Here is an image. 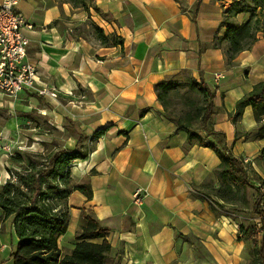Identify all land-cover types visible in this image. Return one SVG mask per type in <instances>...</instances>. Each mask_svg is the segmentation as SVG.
<instances>
[{
    "label": "crops",
    "instance_id": "1",
    "mask_svg": "<svg viewBox=\"0 0 264 264\" xmlns=\"http://www.w3.org/2000/svg\"><path fill=\"white\" fill-rule=\"evenodd\" d=\"M233 1L95 0L105 15L93 9L89 15L64 0H18L34 26L24 30L27 59L58 96L24 92L45 102L39 112L66 134L64 148L77 144L67 118L90 144L88 157L71 165L73 182L86 192L68 197V229L58 239L62 254L72 253L89 214L109 228V254L118 264H249L248 241L237 237L244 216L214 206L216 198L203 192L204 184L218 185V155L197 142L188 146L187 133L168 118L155 90L183 70L204 82L217 107L214 129L225 133L236 157L249 158L250 177L264 179V137L254 136L252 106L238 120L230 117L237 100L264 80L263 34L234 65L213 45L225 33L224 12ZM249 17L242 11L234 19L242 24ZM89 20L122 37L123 45L103 46L82 35ZM5 99L0 92V104ZM11 119L0 132L11 128ZM101 129L107 131L93 138ZM138 188L146 191L141 203L134 202ZM7 246L0 241V255L8 253L0 264H13L14 249Z\"/></svg>",
    "mask_w": 264,
    "mask_h": 264
},
{
    "label": "trees",
    "instance_id": "2",
    "mask_svg": "<svg viewBox=\"0 0 264 264\" xmlns=\"http://www.w3.org/2000/svg\"><path fill=\"white\" fill-rule=\"evenodd\" d=\"M70 2L74 8H81L89 15L91 9L96 13L105 15L96 5L95 0H64ZM249 11V19L242 24L235 21V16ZM95 37L103 46L123 45V38L115 33L106 34L104 30L93 21ZM222 25L226 27L225 33L214 39L213 45L222 47L225 52L228 65L235 64V57L243 50L249 49L258 39V32L264 37V0H234L224 12ZM225 45V46H224ZM178 74H185V81L181 83L176 79ZM182 85L194 88L200 94V100L188 101L193 110L186 111L183 115L167 113L168 118L176 124L178 130L187 133L188 146L192 143L212 148L220 159L216 170L218 188L216 194L210 189L214 188L209 182L204 184V194L207 197L214 196V206L225 212L242 214L236 207L233 213L231 207H235L237 192L254 189L252 211L260 220L246 226L239 225L238 239L252 243L251 258L249 264H264V179L255 176L253 180L248 173V167L242 159L236 157L227 145L226 135L214 129V116L217 107L214 104V93L202 81H197L188 71L183 70L172 77L155 85L156 94L160 103L163 101V92L167 93ZM252 106L256 129L254 136L264 137V80L255 84L250 92L237 100L234 111L230 113L233 120H238L246 106ZM66 121L73 125L70 119ZM107 129L96 131L93 138L99 137ZM205 132V136L199 134ZM77 144L74 149H58L49 151L36 161L33 157L41 154L27 153L30 164L24 169V173H18L15 182L16 169L10 171V178L0 187V222L13 216L14 234L17 238L16 247L11 256L13 264H118V257H111L110 242L107 239L109 228L89 214L82 217L79 231L76 235L77 242L71 254H62L58 239L65 234L69 222L68 197L74 190L86 192V189L73 182L71 165L78 159L88 157L90 144L86 142V136L77 129ZM249 133H246L248 135ZM18 162L21 157L16 158ZM19 172V171H18ZM215 189V188H214ZM233 196L228 199L229 195ZM261 234V237H260ZM94 239H100L95 242Z\"/></svg>",
    "mask_w": 264,
    "mask_h": 264
},
{
    "label": "rangeland",
    "instance_id": "3",
    "mask_svg": "<svg viewBox=\"0 0 264 264\" xmlns=\"http://www.w3.org/2000/svg\"><path fill=\"white\" fill-rule=\"evenodd\" d=\"M63 1V0H59ZM80 33L84 36H95L96 32L91 22H88V26L80 28ZM176 79L181 83L185 81V74H178ZM21 92L16 97H10L6 95L5 101L0 104V127L5 122H9L11 119V128L5 129L0 132V187L10 178V171L16 169L15 178H11V181L15 182L18 179V173H24V169L29 166L30 159L26 156L27 153L41 154L33 157L36 161H42L49 151L64 149L66 144V134L60 132L55 125L51 124L47 115H43L39 112L40 108L45 107V102L41 99H28L30 93ZM196 99L200 100V94L187 85H182L177 89H173L170 92H163V101L161 105L164 109H167V113L183 115L186 111L193 110L194 107L189 105L188 101ZM6 124V123H5ZM65 124L69 126L70 131H77L78 126L74 123L70 125L67 121ZM79 130V129H78ZM74 133V132H73ZM21 157L22 161L18 162L16 158ZM19 171V172H18ZM253 180L257 178L252 177ZM214 186L210 189L212 194H216L217 188ZM254 189L248 188L247 190L237 192L234 197L237 201L235 207H231L233 213H236V207L244 216V223L246 226L258 223L260 226V220L257 215L252 211ZM232 194L228 199H232ZM1 212V211H0ZM0 234L2 240L12 248L15 249L17 238L14 234L13 216L7 219H3L0 222ZM261 237V234H260ZM252 243L248 241L247 254L251 258ZM8 253H2L0 255L1 260H6ZM2 256V257H1Z\"/></svg>",
    "mask_w": 264,
    "mask_h": 264
},
{
    "label": "built area",
    "instance_id": "4",
    "mask_svg": "<svg viewBox=\"0 0 264 264\" xmlns=\"http://www.w3.org/2000/svg\"><path fill=\"white\" fill-rule=\"evenodd\" d=\"M33 24L18 10V0H0V92L16 97L26 90L38 96L57 97L58 91L40 83L37 65L27 59L29 38L25 29H33ZM216 79L221 77L216 74ZM249 158H242L245 167ZM141 188L135 190L134 202L141 203L144 197Z\"/></svg>",
    "mask_w": 264,
    "mask_h": 264
}]
</instances>
